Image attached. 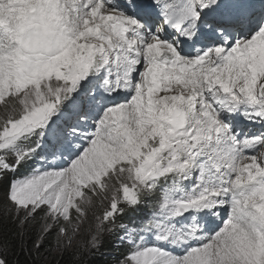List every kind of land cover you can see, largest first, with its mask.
<instances>
[{"label": "snow or ice", "instance_id": "6c2138e0", "mask_svg": "<svg viewBox=\"0 0 264 264\" xmlns=\"http://www.w3.org/2000/svg\"><path fill=\"white\" fill-rule=\"evenodd\" d=\"M82 228L78 264H264V0H0V264Z\"/></svg>", "mask_w": 264, "mask_h": 264}, {"label": "trees", "instance_id": "16d2710c", "mask_svg": "<svg viewBox=\"0 0 264 264\" xmlns=\"http://www.w3.org/2000/svg\"><path fill=\"white\" fill-rule=\"evenodd\" d=\"M126 217H123L122 219L125 221ZM128 217L127 219H129ZM55 235L56 230L54 229L52 233H50L44 240V248L49 249L52 251L53 256L60 257L61 250L58 248L55 250ZM84 232H82L79 241L77 244L69 247L68 253L64 254L62 258L58 259L57 264H78V261L71 255L73 252L76 251L77 246L80 244L81 240H87L84 239ZM101 254H97L95 257H92L88 264H111V260L115 256H120L121 254H124L127 252V244H120L116 240L112 238V236L105 237V244L104 247L100 250ZM117 252V254H116ZM10 256L12 257L13 264H15L16 256L13 252H10ZM38 264H52V257H43L38 262Z\"/></svg>", "mask_w": 264, "mask_h": 264}, {"label": "rangeland", "instance_id": "374dc122", "mask_svg": "<svg viewBox=\"0 0 264 264\" xmlns=\"http://www.w3.org/2000/svg\"><path fill=\"white\" fill-rule=\"evenodd\" d=\"M28 171H29V170H27V169H23V168H22V169L20 170V172L18 173V175H21V176H22V175H27V174H28ZM132 216H133V214L130 213V218L127 219V221H130ZM82 232H84V229H83V228L81 229L80 234H78V235L73 239L71 246L77 244V242L79 241V238H80ZM84 236H85L84 239H87V238H88V237L86 236L85 233H84ZM112 238H113L114 240H116V236H112ZM71 246H70V247H71ZM54 248H55V250L58 249L56 246H55ZM116 254H117V252H116ZM111 261H112V260H111Z\"/></svg>", "mask_w": 264, "mask_h": 264}]
</instances>
